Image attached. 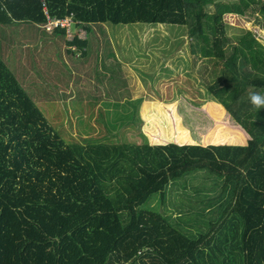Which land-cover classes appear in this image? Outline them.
I'll return each mask as SVG.
<instances>
[{
  "label": "trees",
  "instance_id": "1",
  "mask_svg": "<svg viewBox=\"0 0 264 264\" xmlns=\"http://www.w3.org/2000/svg\"><path fill=\"white\" fill-rule=\"evenodd\" d=\"M44 1L51 18L72 17L88 38L107 23L187 26L201 58L221 68L208 88L213 101L249 139L225 145L234 139L223 132L208 147L65 143L0 57V264H264V109L249 100L250 91L264 93V46L252 31L228 37L224 20L264 21V0H172L179 23L174 7L162 16V5L148 9L154 0ZM22 24L43 31L40 0H0V41ZM50 35L66 43L64 30ZM88 38L66 44L84 50ZM210 111L229 120L224 109ZM195 171L217 175L229 191L209 233H182L179 217L172 224L140 209Z\"/></svg>",
  "mask_w": 264,
  "mask_h": 264
},
{
  "label": "rangeland",
  "instance_id": "2",
  "mask_svg": "<svg viewBox=\"0 0 264 264\" xmlns=\"http://www.w3.org/2000/svg\"><path fill=\"white\" fill-rule=\"evenodd\" d=\"M171 1H151L148 9L162 5L158 9L162 16L160 12L174 7V18L179 23L180 9ZM224 20L229 26L228 37L248 30L264 43V21L234 15H225ZM101 29L95 37L98 29L93 28L87 42L88 47L100 51H91L89 60L82 65L83 55L61 50L53 55V50L67 44L24 24L6 28L8 36L0 41V57L41 110L49 127L65 143L88 139L110 144L146 141L158 146L180 140V145L208 147L213 140L222 138L223 132H229L234 141L223 144H246L248 136L228 111L227 123L211 115L212 109H224L213 101L208 90L220 76L221 68L201 58L194 40L188 37L187 26L158 21L107 23ZM28 32L33 36L29 37ZM77 33L80 31L72 28V34ZM87 35L81 33V40L85 41ZM51 41L54 43L47 44ZM45 45L58 47L51 51ZM19 49L21 55L31 56L30 62L24 59V68L15 63L14 55ZM32 50L41 52L32 56ZM76 56L79 59L72 61ZM126 63H133V67H125ZM228 194L217 175L195 171L175 180L162 193L152 195L140 209L159 213L172 224L179 217L182 233L202 235L209 233L213 224L217 226L227 208ZM189 223L191 226H187Z\"/></svg>",
  "mask_w": 264,
  "mask_h": 264
},
{
  "label": "crops",
  "instance_id": "3",
  "mask_svg": "<svg viewBox=\"0 0 264 264\" xmlns=\"http://www.w3.org/2000/svg\"><path fill=\"white\" fill-rule=\"evenodd\" d=\"M20 27V26H19ZM102 27H104V25H98L97 27H94L95 29H98L96 32H95V37H97V36H99V34H100V32L102 31ZM79 30H81V29H79ZM95 31V30H94ZM84 32V31H83ZM85 33V32H84ZM17 34H18V32H17ZM19 34H21V33H19ZM86 35H87V33H85ZM22 35V34H21ZM27 35L30 37V36H33V34L30 32H28L27 33ZM46 35H49V34H47L46 33ZM23 37H27V36H25V35H22ZM91 36H92V34H91ZM49 37L50 38H52V36L51 35H49ZM87 38H88V35H87ZM65 39H66V36H65ZM81 41V40H80ZM54 43V41H51V42H48L47 44H53ZM260 43H262L263 44V46H264V43L263 42H261L260 41ZM65 45H66V43H65ZM48 46H50L51 48V51H52V47L53 48H55V47H58V46H52V45H45V47H48ZM67 46V47H66ZM66 46H63V47H61V49L60 48H58L57 50H53V55L54 54H57V53H59L60 52V50L62 51V53H70L71 55H74V52H78L80 55H83V59L81 58V65L85 62V61H87V60H89L88 59V55L89 54H91V51H93V52H96V51H100V49L99 48H96V47H88V46H86L85 47V49L84 50H81V49H79V48H77V47H75V46H68V45H66ZM49 48V47H48ZM72 48H75V50L74 49H72ZM46 49V48H45ZM33 52H30V54L32 55V56H35L36 54H37V52H41V50H32ZM36 51V52H35ZM46 52H47V50H45ZM125 54V53H124ZM15 63H16V65L18 66V67H21V68H24V66H26L24 63H23V61H25L24 59H26V58H28V60H29V62H30V60H31V56H29V57H27L25 54H23V55H21V52H20V49H19V53L17 54V51H16V53H15ZM79 59V57H77L76 56V58L74 57V60H72V61H74V62H76L77 60ZM5 63H6V61H5ZM87 63V62H86ZM34 63H32V61H31V69H32V65H33ZM133 64V63H132ZM132 64L130 63L129 65L126 63L125 64V67H128V66H131V67H133L132 66ZM22 65V66H21ZM80 65V66H81ZM131 73H132V71H131ZM80 74H82V75H85V72H80ZM224 110L225 111H227L225 108H224ZM228 114V113H227ZM229 116V115H228ZM231 117V116H230ZM232 118V117H231ZM239 126V125H238ZM240 127V126H239ZM241 128V127H240ZM241 131H243L242 129H240ZM244 132V131H243ZM230 146H234V145H232V144H229ZM244 144H242V145H240V146H243Z\"/></svg>",
  "mask_w": 264,
  "mask_h": 264
},
{
  "label": "built area",
  "instance_id": "4",
  "mask_svg": "<svg viewBox=\"0 0 264 264\" xmlns=\"http://www.w3.org/2000/svg\"><path fill=\"white\" fill-rule=\"evenodd\" d=\"M40 3L42 5V12L45 17V24L44 26L41 27V29L47 33V34H52L54 30L56 29H62L65 31V36L66 39L71 42L72 40L75 39V35L72 34V28H74L77 23L72 19V17H66L64 19H53L50 17L48 14L46 4L44 0H40ZM77 33V37L79 40H81V33L85 34L84 32Z\"/></svg>",
  "mask_w": 264,
  "mask_h": 264
},
{
  "label": "clouds",
  "instance_id": "5",
  "mask_svg": "<svg viewBox=\"0 0 264 264\" xmlns=\"http://www.w3.org/2000/svg\"><path fill=\"white\" fill-rule=\"evenodd\" d=\"M249 100L258 111L264 109V93L259 91H250Z\"/></svg>",
  "mask_w": 264,
  "mask_h": 264
}]
</instances>
